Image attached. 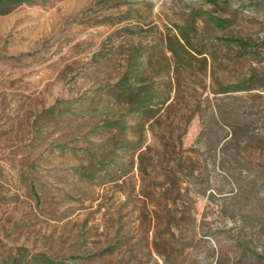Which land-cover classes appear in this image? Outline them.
<instances>
[{"label":"rangeland","instance_id":"obj_1","mask_svg":"<svg viewBox=\"0 0 264 264\" xmlns=\"http://www.w3.org/2000/svg\"><path fill=\"white\" fill-rule=\"evenodd\" d=\"M7 11L0 264H264V0Z\"/></svg>","mask_w":264,"mask_h":264},{"label":"trees","instance_id":"obj_2","mask_svg":"<svg viewBox=\"0 0 264 264\" xmlns=\"http://www.w3.org/2000/svg\"><path fill=\"white\" fill-rule=\"evenodd\" d=\"M32 0H0V14H4L7 13V7L10 4H16V5H21V4H28L30 3ZM181 38L182 40H184L186 43H188V39L181 34ZM233 42H236L238 45H243V42L241 40H230ZM124 90L126 93H129L130 96H135V91L137 92L136 89H134V87L132 85H126L124 86ZM131 113H147L149 111H151V107L149 106V104H139L138 103V99L135 97V100H131V108H130ZM129 142L128 141H123V146H128Z\"/></svg>","mask_w":264,"mask_h":264}]
</instances>
